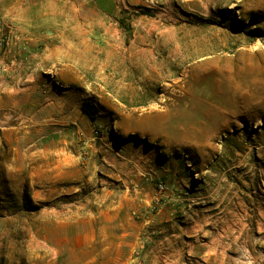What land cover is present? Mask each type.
<instances>
[{"label":"rangeland","instance_id":"1","mask_svg":"<svg viewBox=\"0 0 264 264\" xmlns=\"http://www.w3.org/2000/svg\"><path fill=\"white\" fill-rule=\"evenodd\" d=\"M99 1L0 0V264H264V0Z\"/></svg>","mask_w":264,"mask_h":264},{"label":"crops","instance_id":"2","mask_svg":"<svg viewBox=\"0 0 264 264\" xmlns=\"http://www.w3.org/2000/svg\"><path fill=\"white\" fill-rule=\"evenodd\" d=\"M50 2V6L45 7V8H41L42 12L38 15L36 14V12H30V16H29V24H28V28L26 29L25 27L21 26V25H13L14 28L17 29V31L19 33L22 34H26L24 32H28V34L30 36L33 37H45V38H49V37H60L63 36V28L66 27L67 22H64L63 18L67 17V13H68V8L67 5L69 4L70 1L71 5L73 6L71 8V10H73L74 12V16L71 18V21H74V26H73V30H74V34L77 35L79 33H77L78 30H81L80 26H79V22H78V18H77V12L79 10L78 8V4H80V0H58L56 1L57 3H54V0H48ZM93 2V6H94V10L95 8H99V0H91ZM134 2H136L137 4L142 3V0H125V3H130L133 4ZM99 10V9H98ZM32 13V14H31ZM76 22H78L76 24ZM27 34V35H28ZM16 51V49H14L13 47H11L7 52H5L4 54H0V65L1 66H5V62L10 66L9 69L10 70H15L16 69V64L18 63V58H17V54L19 52H14ZM15 65V66H14ZM26 67L21 66L20 69H24ZM18 69V68H17ZM6 74L10 75L13 74L12 72H7ZM4 75H2L3 77Z\"/></svg>","mask_w":264,"mask_h":264},{"label":"trees","instance_id":"3","mask_svg":"<svg viewBox=\"0 0 264 264\" xmlns=\"http://www.w3.org/2000/svg\"><path fill=\"white\" fill-rule=\"evenodd\" d=\"M82 110L83 112L92 120H97L98 117V109L94 102L91 100H86L82 104Z\"/></svg>","mask_w":264,"mask_h":264},{"label":"built area","instance_id":"4","mask_svg":"<svg viewBox=\"0 0 264 264\" xmlns=\"http://www.w3.org/2000/svg\"><path fill=\"white\" fill-rule=\"evenodd\" d=\"M162 188H163V186L162 185H160Z\"/></svg>","mask_w":264,"mask_h":264},{"label":"bare ground","instance_id":"5","mask_svg":"<svg viewBox=\"0 0 264 264\" xmlns=\"http://www.w3.org/2000/svg\"><path fill=\"white\" fill-rule=\"evenodd\" d=\"M149 56V55H148Z\"/></svg>","mask_w":264,"mask_h":264}]
</instances>
